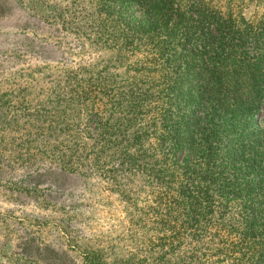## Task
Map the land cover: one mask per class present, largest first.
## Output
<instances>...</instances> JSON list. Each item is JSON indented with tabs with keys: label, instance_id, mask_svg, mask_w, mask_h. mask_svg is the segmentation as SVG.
<instances>
[{
	"label": "rangeland",
	"instance_id": "374dc122",
	"mask_svg": "<svg viewBox=\"0 0 264 264\" xmlns=\"http://www.w3.org/2000/svg\"><path fill=\"white\" fill-rule=\"evenodd\" d=\"M191 1L264 21V0ZM112 6L0 0V264H264V175L238 174L237 192L198 203L175 194V154L150 150L144 171L115 176L105 133L122 121L109 89L139 95L148 66L143 47L100 29H111ZM101 101L105 116L93 110ZM244 121L248 133L226 151L247 154L264 104ZM197 204L207 215L193 220Z\"/></svg>",
	"mask_w": 264,
	"mask_h": 264
},
{
	"label": "trees",
	"instance_id": "16d2710c",
	"mask_svg": "<svg viewBox=\"0 0 264 264\" xmlns=\"http://www.w3.org/2000/svg\"><path fill=\"white\" fill-rule=\"evenodd\" d=\"M184 3L113 0L111 29L100 22L104 26L100 29L111 37L124 35L132 49L143 47V63L148 66L139 95L130 90L121 96L117 89H109L111 113L122 122L105 133V141L115 176L144 171L137 166L150 162L146 161L150 150L162 156L175 154L182 160L177 167L182 180L175 194L198 203L225 190L237 192L238 174L264 175V131L257 129L258 139L247 154L232 146L224 149L248 133L250 121L240 119L264 104V21L221 14L219 7L206 8L197 1ZM102 91L104 85L94 97ZM100 104L93 110L105 116L108 109ZM160 171L164 169L152 173L163 176ZM256 184L264 189V180ZM197 205L187 213L193 220L207 215L200 209L203 204ZM263 223L264 219L259 221Z\"/></svg>",
	"mask_w": 264,
	"mask_h": 264
}]
</instances>
